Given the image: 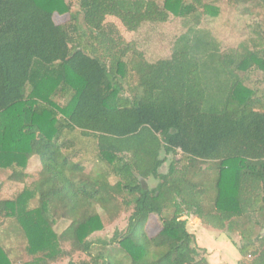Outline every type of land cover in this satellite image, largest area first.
<instances>
[{
	"label": "trees",
	"instance_id": "trees-1",
	"mask_svg": "<svg viewBox=\"0 0 264 264\" xmlns=\"http://www.w3.org/2000/svg\"><path fill=\"white\" fill-rule=\"evenodd\" d=\"M70 1L0 0V169L18 183L36 170L0 197V227L19 224L27 256L14 261L0 243V264H55L106 241L125 260L105 250L102 264H210L189 219L241 228L240 255L264 264V234L251 225L264 221V83L244 85L250 69L264 72V0H231L257 16L256 50L248 39L241 51L200 27L220 12L210 0H77L76 11ZM170 14L185 25L170 57L115 50L110 21L136 32ZM131 206L125 231L87 240Z\"/></svg>",
	"mask_w": 264,
	"mask_h": 264
},
{
	"label": "rangeland",
	"instance_id": "rangeland-1",
	"mask_svg": "<svg viewBox=\"0 0 264 264\" xmlns=\"http://www.w3.org/2000/svg\"><path fill=\"white\" fill-rule=\"evenodd\" d=\"M162 1V0H158ZM187 2H192L193 0H185ZM203 2L205 0H202ZM207 1V0H206ZM213 1L216 6L219 7L220 12L217 17L214 18H204L200 24L201 28L209 30L212 35L220 43V47L223 51L228 49H238L242 50L241 45L246 43L249 39V48L256 50L252 41L250 39L255 38L256 34L253 32L255 28V23L257 21L256 15H242L236 11L234 5H232L231 0H210ZM71 10L76 11L79 9L77 0H71ZM82 17L78 16L79 26L85 30L86 26L82 22ZM113 28L112 40H115L118 46L115 48L122 49L127 43L130 46H134L136 49L140 50L145 58L154 62L160 58H168L171 55V48L175 39L185 31V25L183 19L180 17H175L170 14L168 21L163 23H143L136 32H127L123 27L118 25L115 21H110L108 23ZM253 29V30H252ZM244 45V44H243ZM247 79L244 85L251 89L261 88L263 86L264 72L258 69H250L247 74ZM58 101V98L55 99ZM169 161L174 158V156L168 157ZM209 164H202V166ZM168 163L163 167L166 170ZM27 169L30 173V179L26 180L25 183H18L9 179L10 172L7 169H0V197L11 198L17 192H19L25 185H30L32 178L34 177L36 170L34 168ZM96 171L99 169L94 168ZM208 178L214 177L212 170H208ZM111 183H114L115 178L110 177ZM157 181L153 179H147L146 185L152 189L156 186ZM128 199L132 200L133 196H127ZM134 206H131L129 210L122 211L112 222L105 223L103 229L91 233L87 240H97L105 239L108 240L113 236L115 231L123 232L125 231L128 224V215ZM195 209L192 208L188 211V214L194 213ZM152 215H150L146 231L150 236L155 235L160 229V222L158 218V213L152 209ZM197 216V221L200 220ZM202 220V219H201ZM257 222V223H256ZM227 224V223H226ZM253 224V225H252ZM249 225V222H248ZM253 235H263L264 234V221L259 218H254L251 222ZM66 226V223H61L59 228L62 229ZM208 223H195L189 219L187 223V229L192 232L195 236L196 243L199 247L206 250V256L212 264H249L250 257L244 258L240 255L237 247L242 242V235L240 234L241 228L237 231H230L227 226L223 229L211 228ZM223 233V236L219 239V236ZM229 238V239H228ZM115 240V239H114ZM116 241V240H115ZM92 243L93 249L91 255L84 252L78 251L74 253L71 257H68L62 261L55 264H80L84 259L87 261L98 260L99 264H102V258H98L99 254H104L105 250L113 252L114 245L116 243L113 241ZM0 243L6 246L12 251L14 261H24L27 256L22 253L23 247L25 245V237L19 226V224L14 220H9L4 226L0 227ZM110 243V244H109ZM20 252V253H16ZM114 256H117L116 260H125V254L121 251L114 252ZM97 257V258H96Z\"/></svg>",
	"mask_w": 264,
	"mask_h": 264
},
{
	"label": "water",
	"instance_id": "water-1",
	"mask_svg": "<svg viewBox=\"0 0 264 264\" xmlns=\"http://www.w3.org/2000/svg\"><path fill=\"white\" fill-rule=\"evenodd\" d=\"M140 180L144 183V185L146 184V181H147V180H145V179H143V178H140ZM187 231L190 232L188 229H187ZM190 233H192V232H190ZM221 236H223V233L219 236V239L221 238ZM228 239H229V238H228ZM206 258H207V260H208V256H206ZM208 262H209L210 264H212L209 260H208Z\"/></svg>",
	"mask_w": 264,
	"mask_h": 264
}]
</instances>
